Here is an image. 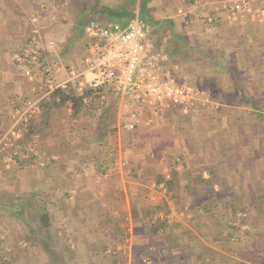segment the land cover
I'll return each mask as SVG.
<instances>
[{"label":"crops","instance_id":"obj_1","mask_svg":"<svg viewBox=\"0 0 264 264\" xmlns=\"http://www.w3.org/2000/svg\"><path fill=\"white\" fill-rule=\"evenodd\" d=\"M42 1L0 0V139L13 123L16 105L37 97L14 59L30 40L29 15ZM181 3L168 8L166 20L172 26L177 18L185 37L181 47L212 66L214 91L225 95L218 115L198 108L186 117L178 109L149 123L143 119L147 133L136 137L131 149L119 144L117 164L108 166L106 152L98 156L90 148L93 138L79 136V120H71L66 108L51 111L49 129L35 136L43 163L21 158L13 164L0 153V264H117L118 257L142 264L146 256L149 264H251L242 253H260L264 264V227L242 236L241 247L223 231L205 232L210 225L230 224L226 219L235 208L244 212L241 220L255 209L252 222L264 225V0L253 1L261 21L219 17L212 25L203 17L218 9V0ZM58 24L46 39L63 52L70 27ZM198 33L212 42L196 41ZM47 52L54 61L48 47ZM129 122L124 116L118 128ZM162 195L169 197L164 201ZM239 196L241 204L233 201ZM161 207L171 211L170 227L155 235L153 211Z\"/></svg>","mask_w":264,"mask_h":264},{"label":"built area","instance_id":"obj_2","mask_svg":"<svg viewBox=\"0 0 264 264\" xmlns=\"http://www.w3.org/2000/svg\"><path fill=\"white\" fill-rule=\"evenodd\" d=\"M252 1L218 0V9L203 19L209 25L220 18L236 22L245 16L261 21V12L254 9ZM31 21L34 29L30 40L14 60L37 97L16 105L13 123L0 139V153H5L9 163L17 164L21 158L27 160L32 153L38 155L32 146L23 145L20 128L40 115L44 95L57 90L78 95L92 91L105 100L104 91L111 89L121 98L123 116L130 119L125 125L128 130L140 127L143 119L149 123L178 109L187 113L202 96L197 88L176 82L164 70L166 55L151 53L145 42L148 30L139 12L126 26L91 20L85 28L88 46L79 66L66 65L54 40L41 41L39 17H32ZM47 47L54 61L49 60Z\"/></svg>","mask_w":264,"mask_h":264},{"label":"rangeland","instance_id":"obj_3","mask_svg":"<svg viewBox=\"0 0 264 264\" xmlns=\"http://www.w3.org/2000/svg\"><path fill=\"white\" fill-rule=\"evenodd\" d=\"M183 1L184 0H173L172 2L166 3L165 0H152L148 4V12H145L144 10L140 11L142 0H140V2L137 0H43L42 2H39L40 4L37 5L38 8H36V11L40 12L39 14L40 23H38L37 26L40 29L41 41H43V43H47L48 39L46 38H48V35L51 36L52 34L51 30L53 31L54 30L53 28H55L53 27L55 21L56 23L59 22L60 25L69 24L70 30L66 32L68 45L65 48V50H62L63 52H61L58 48L57 49L63 61L65 62L70 61L69 64L76 66V64L80 62L81 59L85 56L87 50L86 47L88 45V40L85 37L86 25L91 20H97L101 23L102 21L105 22L110 20V18L106 14H102L103 13L102 9L105 6L109 9H112L115 12H120L122 10H125V12H127L126 14L129 15L132 13L135 14L136 12H139L140 19L143 23L146 24L148 30L146 31V39H145V42L149 44L148 49H150L151 53L152 50H154L155 53L159 52L165 54L168 57L169 62L171 59V62L167 66L166 70L165 69L164 70L168 72L171 75V77L175 79L176 82L191 85L197 88L202 93L200 99L195 102V105L193 107H191L192 109L190 108L191 111L185 113V115H188L186 117H190V115L194 112L197 113L199 111L198 108H205L206 110L209 109V113H210L209 116H213L214 118L215 116L218 115V112L221 109L218 103H221L220 102L221 100H225V95H221L223 93L218 94L219 91H214V89H216V83H215L216 81L213 76L214 73L212 72V66H209V63H203L204 58L201 57L198 52L196 51L191 52L189 48L181 47L185 37H183L184 35H181L180 33H184V32H179L178 26L175 25V24L180 25V21L178 22L177 18H173L174 23H172L171 26V24L169 23L170 20H166L167 16L170 15L168 13L169 11L168 8H178L179 5L182 4L181 2ZM253 1H252V5H253ZM166 4H168V6H166ZM107 5H110L111 7ZM253 7L254 9L259 8V7H255L254 5ZM129 10H132L133 12ZM36 11L34 10L31 11L29 15L31 19ZM126 14L123 15V19H121L122 23H125L127 19ZM82 16H84V18H82L81 20ZM172 16H174V13ZM80 21H83L84 25L87 23L85 25V28L79 27ZM174 26H176V28ZM33 29H34V25H32L31 23L30 34H32ZM170 30H176L177 34H175L174 32L169 33ZM199 32L201 31L199 30ZM167 33H169V36L166 35ZM200 36L201 34L198 33L196 41L200 39V41L203 43H206L207 41V43L210 44L212 42V40H210L209 37L203 36L200 38ZM169 41H171V44H169L170 43ZM167 43L169 45V47L167 45L169 50L165 48V44ZM206 49L208 48H205V50ZM210 49L211 47H209L208 50L209 54L213 55L212 53L213 50L212 52H210ZM199 73H201V76L198 75ZM104 95H105V100H102V98H100L101 105L104 102V106L102 105V107L98 110L92 109L90 111H86L85 113L80 114L79 116L74 115L72 102H69L66 106L59 108L60 109L66 108V111L64 110L66 113L65 112L62 113H65L71 120L76 119L80 121L79 136L82 137L83 139V137L87 138L90 135L89 137H92L94 140L93 143L90 144V148H92L93 153L99 156L100 154L106 152V154L109 156L107 160L108 166H113L114 164H117L115 158H116V150L118 149L119 144H122L124 150L131 149L132 142L135 141V139H137L136 137H142L147 133V130L142 129L141 127L142 124L140 125V127L134 130H128L125 127L119 129L118 123L122 121V118L124 117L121 111V105H122L121 98L115 94L107 95L106 93H104ZM101 105L99 104L97 106L100 107ZM226 115H228L232 120L233 119L237 120L235 115L233 114L232 116L230 113H228V111L226 112ZM241 116L244 119L243 113L241 114ZM25 127L26 126L20 128L21 130H23L22 143L27 148L32 146V148L38 154L37 156H35L32 153L30 157L28 156L29 158H27L26 161L32 162L33 159H37V162L41 164L44 161L42 160V156L38 153L37 150V145L35 140L36 135L26 139L24 135L26 133ZM138 130L139 132L138 134H136ZM60 146L64 147V145H60ZM96 168H98V166ZM161 192L163 193V195L166 194V192H163L162 190L159 191L160 194ZM205 194L210 196L212 193L210 194V191L209 192L206 191ZM163 195L161 198L164 201L165 199H168L169 196L164 197ZM172 198L175 199V194H173ZM233 198H234L233 201L235 203L241 204V201L239 199L240 196ZM252 200H254V195L252 197ZM167 210H168V214H167ZM255 211H256L255 209H251L250 210L251 213L249 212V214H251L249 215L250 217H246V219L241 220L242 219L241 217H243L242 215L244 214V212L238 213V208H235L234 210H230L231 215H228L230 216V218L227 216L226 219L227 221L231 222L230 224L224 223L223 225L219 226V228L218 225H210L211 227H209V229H205V232H208L210 230L211 235H215L218 232L223 231L222 233L224 235L222 236L225 237V233H226L230 237V239L235 240L231 243H234L238 247H241V245H239L242 244L240 241L241 237L242 236L249 237L248 235L249 233H246V231L248 232L255 231L258 233L261 230V227H264L263 224L261 226L258 222L257 223L252 222L254 221L255 216H257V214H254ZM227 213L228 210L225 211L224 214ZM169 214H171V211L169 209H166L165 207H161L160 210L157 209L156 211H153V216L156 217V219L153 220L155 221V223L152 225L155 227L154 229L155 235L158 234V231L160 229H167L170 227L166 219V216H170ZM160 216L166 220L164 221L158 219ZM238 223L240 224L245 223L244 224L245 226H243V228L241 227L242 229L239 231H233L230 227L228 228V226L230 225L236 227ZM191 227L192 229L195 228L192 225ZM184 228H182L180 231L181 232L185 231ZM198 228L199 227L195 228L197 229L196 231H198ZM257 243L258 242H253L252 245L254 246ZM141 249L143 248L141 247ZM112 253H117V252L112 251ZM240 256L241 258H245L244 260H248L247 262H250L251 264H259L260 259L262 258L260 253L259 254L242 253ZM118 258H117V264H125V262L127 261V260H123L125 257H118ZM143 261L142 264H149L151 259L149 258V256H146L144 257Z\"/></svg>","mask_w":264,"mask_h":264},{"label":"trees","instance_id":"obj_4","mask_svg":"<svg viewBox=\"0 0 264 264\" xmlns=\"http://www.w3.org/2000/svg\"><path fill=\"white\" fill-rule=\"evenodd\" d=\"M151 1L152 0H142L140 11L144 10L145 12H148V4ZM102 10H103L102 14H106L110 18L111 21L112 20L115 21L113 23H120L123 26H126L134 16L133 13L130 15L126 14L127 12H125V10H122L120 12H115V11L111 12L106 9H102ZM129 11L133 12L132 10H129ZM125 14H126L127 19L125 23H122L121 19H123V15ZM82 18H84V16L81 17V20ZM117 20H120V21H117ZM103 23L108 24L109 22L108 23L103 22ZM85 25L83 24V21L79 22L80 28L82 27L85 28ZM104 92L107 95L115 94L114 91H112L111 89L108 91H104ZM69 102H72L73 104V111H74L75 116H79L80 114H83L86 111H90L92 109L98 110L102 107V105L104 106V103H102L101 105L100 94H97L95 92L87 91L83 95H78L76 93L66 94L61 90H57L51 93L49 97L41 101V113L37 117L33 118L28 125H26L25 127L26 133L24 134L25 138L28 139V138H31L37 135L38 133L46 131L50 127L51 111L59 107L66 106ZM99 104L101 105L100 107L97 106ZM138 132L139 130L137 131L136 134H138ZM162 182L165 183V185H170V183L168 181H165L164 178H158V183H162ZM244 224L245 223L243 224L238 223L236 227H233L230 225L228 226V228L230 227L233 231H239L243 228V226H245ZM246 233H248V231H246Z\"/></svg>","mask_w":264,"mask_h":264}]
</instances>
